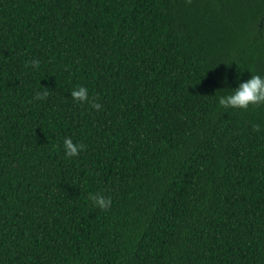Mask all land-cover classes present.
<instances>
[{
	"label": "trees",
	"instance_id": "obj_1",
	"mask_svg": "<svg viewBox=\"0 0 264 264\" xmlns=\"http://www.w3.org/2000/svg\"><path fill=\"white\" fill-rule=\"evenodd\" d=\"M250 72L264 0H0V264H264Z\"/></svg>",
	"mask_w": 264,
	"mask_h": 264
},
{
	"label": "clouds",
	"instance_id": "obj_2",
	"mask_svg": "<svg viewBox=\"0 0 264 264\" xmlns=\"http://www.w3.org/2000/svg\"><path fill=\"white\" fill-rule=\"evenodd\" d=\"M40 61L32 59L26 61V64H31L35 69L39 67ZM250 76L247 79H240L237 77V83L235 87L227 86L223 94L216 96V102L219 107L223 109L228 108H240L246 109L250 105L264 104V75L250 72ZM225 83L227 84V78L225 77ZM70 96L74 102H89L92 108H99L100 105L94 101L89 100V90L87 87L77 84L70 90ZM48 91L46 89L37 90L34 93V100H43L47 97ZM257 130L259 125H253ZM63 154L66 158L74 157L79 154L80 151L86 147L83 143L75 141L70 136H65L61 144ZM89 199L93 202V205L101 210H105L110 207L111 197L105 196L99 192L89 193Z\"/></svg>",
	"mask_w": 264,
	"mask_h": 264
}]
</instances>
